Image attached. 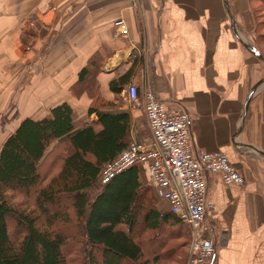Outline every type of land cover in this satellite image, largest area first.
Listing matches in <instances>:
<instances>
[{"label":"crops","instance_id":"crops-1","mask_svg":"<svg viewBox=\"0 0 264 264\" xmlns=\"http://www.w3.org/2000/svg\"><path fill=\"white\" fill-rule=\"evenodd\" d=\"M254 11L251 0H0V148L25 118L63 102L78 119L97 122L89 115L97 96L71 89L97 55V95L116 104L100 110H128L132 138L152 141L127 89L150 85L169 109L189 113L196 152L228 154L246 186L206 175L208 217L218 238L227 235L214 264H264V60L247 45L264 49L254 42ZM119 17L128 34L114 27ZM129 71L116 94L111 81ZM138 167L153 187L147 167ZM158 207L171 211L165 199Z\"/></svg>","mask_w":264,"mask_h":264},{"label":"trees","instance_id":"trees-1","mask_svg":"<svg viewBox=\"0 0 264 264\" xmlns=\"http://www.w3.org/2000/svg\"><path fill=\"white\" fill-rule=\"evenodd\" d=\"M251 1L264 8V0ZM254 14V41L262 48L264 20L258 9ZM98 61L94 56L71 86L76 96H97L89 108L97 122L78 119L63 102L40 119L25 118L0 148V264H71L67 228L80 229L72 238L78 246L72 264L187 261L188 226L174 212L159 210L155 190L140 181L138 166L102 177L104 165L133 138L128 110H100L116 104L97 95ZM131 75L111 81L112 91L121 94ZM19 195L27 199L18 200ZM163 235L157 250L147 254L146 246L153 248Z\"/></svg>","mask_w":264,"mask_h":264},{"label":"built area","instance_id":"built-area-1","mask_svg":"<svg viewBox=\"0 0 264 264\" xmlns=\"http://www.w3.org/2000/svg\"><path fill=\"white\" fill-rule=\"evenodd\" d=\"M114 27L128 34L126 20L119 17ZM126 99L132 111L143 108L152 135L151 142L132 139L128 148L102 169L107 179L134 166L145 165L158 198L165 199L189 228L191 242L186 264H214L218 246L227 241L226 232L218 238L208 217L210 208L208 172L219 174L225 184L246 186V179L224 152H196L193 149L190 115L182 107L169 109L147 85L140 90L131 83Z\"/></svg>","mask_w":264,"mask_h":264},{"label":"rangeland","instance_id":"rangeland-1","mask_svg":"<svg viewBox=\"0 0 264 264\" xmlns=\"http://www.w3.org/2000/svg\"><path fill=\"white\" fill-rule=\"evenodd\" d=\"M254 6H255V8L256 9H258L259 10V14L258 15H260V17H261V19H260V21H262V20H264V17H263V11H264V8H262V6L259 4V3H257V2H254ZM262 32H264V24L262 25ZM255 42V41H254ZM261 47L264 49V44L262 43V45H261ZM140 128V127H139ZM139 130V129H138ZM138 132H141L140 130L138 131ZM149 132H150V130H149ZM142 133V137L144 136L143 135V133H144V131H142L141 132ZM140 133V134H141ZM151 134V133H150ZM6 135V134H5ZM138 136H139V133H138ZM137 139H139V138H137ZM143 139V138H142ZM140 140V139H139ZM17 199L18 200H21V201H23L24 199L26 200L27 198L24 196V195H19V196H17ZM158 202H159V198H158ZM65 206L66 205H68L66 202H65V204H64ZM63 206H61V208H62ZM141 223L137 226V228H136V231H139L140 229H141ZM65 227H68V226H65ZM79 231H80V229H76V228H72L71 230L70 229H68L67 228V230L65 229V232H63L64 233V235L65 236H67V235H70V239H69V241H68V245H67V247L65 248V252H66V255L68 256V258H69V260H70V262H71V264H72V261H75L74 259H71L72 258V256H76L77 255V253H76V250L78 251V246H76V242L75 241H77V240H73L74 239V237L75 236H80L79 235ZM13 235H14V237H17L18 236V231H13ZM73 238V239H72ZM82 240V239H81ZM164 240V235L162 236V238H161V241H159L158 243H156V244H154V247L152 248V247H149V246H146V249H147V254H151V249L153 250V251H155V250H157V248L160 246V243L162 242ZM80 248V247H79ZM81 249V248H80ZM64 252V253H65ZM72 260V261H71Z\"/></svg>","mask_w":264,"mask_h":264},{"label":"water","instance_id":"water-1","mask_svg":"<svg viewBox=\"0 0 264 264\" xmlns=\"http://www.w3.org/2000/svg\"><path fill=\"white\" fill-rule=\"evenodd\" d=\"M248 48H250L251 50H253V52L258 56L260 57L261 59L264 60V54L262 52H260L255 46H250V45H247ZM260 83H264V79L260 82ZM259 87V86H258ZM258 87L254 88L252 94H254V92L258 89Z\"/></svg>","mask_w":264,"mask_h":264}]
</instances>
